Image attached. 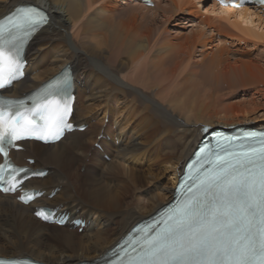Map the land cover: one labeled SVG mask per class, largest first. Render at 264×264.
Listing matches in <instances>:
<instances>
[{
    "label": "bare ground",
    "instance_id": "bare-ground-1",
    "mask_svg": "<svg viewBox=\"0 0 264 264\" xmlns=\"http://www.w3.org/2000/svg\"><path fill=\"white\" fill-rule=\"evenodd\" d=\"M153 2L158 26L135 15L134 8L152 10L138 0H0V17L26 4L49 14L27 44L26 76L6 92L19 96L68 65L76 94L71 120L87 125L53 144L24 141L23 151L12 153L19 163L29 157L31 167L48 169L28 187L58 191L29 205L0 193V256L48 264L101 258L171 200L201 127L264 128V87L244 91L264 86V53L253 52L264 47V12L209 0ZM179 14V23H192L189 33L167 31ZM221 85L232 92L225 102ZM93 142L101 150H91ZM39 205L59 206L87 225L78 233L43 223L32 214Z\"/></svg>",
    "mask_w": 264,
    "mask_h": 264
},
{
    "label": "snow or ice",
    "instance_id": "snow-or-ice-1",
    "mask_svg": "<svg viewBox=\"0 0 264 264\" xmlns=\"http://www.w3.org/2000/svg\"><path fill=\"white\" fill-rule=\"evenodd\" d=\"M259 2L264 4V0ZM47 19L40 9L29 7L19 10L7 25H0V89L15 79L20 68L17 60L5 55V44L22 43L24 36L37 31ZM24 119L34 130V120ZM3 123L7 121L3 102H0V124ZM16 123L19 124L18 119ZM20 138L15 136V139ZM5 142L11 143V136L6 139L0 134V154L5 158V163L0 164V181L5 180L4 171L10 168L8 176L22 185L29 170L11 167L3 146ZM260 160L257 177L251 175L246 166L240 171L217 157L219 171L201 181L203 198L188 201L179 213L169 217L168 228L146 238L143 255L133 264H264V151ZM21 173L23 175H19Z\"/></svg>",
    "mask_w": 264,
    "mask_h": 264
},
{
    "label": "rangeland",
    "instance_id": "rangeland-1",
    "mask_svg": "<svg viewBox=\"0 0 264 264\" xmlns=\"http://www.w3.org/2000/svg\"><path fill=\"white\" fill-rule=\"evenodd\" d=\"M132 4H130V5H128V3H126L125 5H123V6H127V7H129V6H131ZM154 6V5H153ZM153 6H151L150 8L152 9V7ZM126 10V9H125ZM154 9H152V10H149V11H145V10H142V9H140V8H134V11H135V15H137V17H146V18H144L145 19V21L146 22H148L149 24H154L155 26L157 25H159L158 23H159V20H162V18L160 17V16H158L157 17V19H155L154 20V22H153V18H154V11H153ZM139 13V14H138ZM181 17V14H179V15H177V16H175V18L173 17V18H169V20L167 21L168 23H167V31L168 32H171V30H172V32H179V33H189L192 29H193V26H187L188 24H192V23H186V24H184L183 23V21H181V23H179V18ZM176 19V20H175ZM145 22V23H146ZM180 24V25H179ZM221 24V21H220V23H219V25ZM174 25H176V26H181L182 28L181 29H179V28H176V27H174ZM186 25V26H185ZM184 26V27H183ZM175 28V29H174ZM170 30V31H169ZM215 36H216V34H215ZM219 38L220 37H218V36H216V40H217V42L219 41ZM231 42V41H235V39L234 38H232L231 40L230 39H228L227 40V42ZM233 46V48H242L243 47V45H242V43L240 42V44H237V43H235V45H232ZM239 46V47H238ZM263 49H264V47H262ZM262 49V51H261V48L260 49H257V50H254L253 52H255V54L256 53H261V54H263L264 52V50ZM252 51V50H251ZM232 60L233 59H235V58H231ZM219 70V69H218ZM257 85V86H256ZM262 87H264V86H262V84H253L252 86H247L246 88H244V91H246V90H248V92H246L247 94H249V91L250 92H255V91H258L260 88L262 89ZM206 88L207 87H204V89L203 90H206ZM228 88L226 87V86H222L221 85V87H220V89H219V92L221 93H218V94H220V97L219 98H221L220 99V101H227V99L226 98H229V94H231L232 95V92H230V88H229V90H227ZM258 89V90H257ZM243 89H239V90H237V91H235L236 93H238L239 95L238 96H240V98L244 95V93H243V91H242ZM230 92V93H229ZM246 94V96H248V97H250L249 95H247ZM230 95V96H231ZM227 96V97H226ZM230 100V99H229ZM234 100V99H233ZM134 104H135V101H134ZM107 122V118H105L104 119V124ZM92 123H94V120H92ZM104 124H103V126H102V129H104ZM247 125V124H246ZM250 127H252V125H249ZM107 140H109L108 138H106ZM91 147V150H93L92 149V147H93V145L92 146H90ZM24 153V152H23ZM88 157L90 158V153L88 154ZM103 158V157H102ZM110 158V157H109ZM104 159V158H103ZM80 171H82V169H80ZM164 180L165 181H167V177H165L164 178ZM79 196L80 195H78V196H75V199H77L76 197H78L79 198ZM107 228H110V227H107ZM74 231V230H73ZM77 231V230H76ZM78 233H80L79 231H77ZM23 252H25V251H23Z\"/></svg>",
    "mask_w": 264,
    "mask_h": 264
}]
</instances>
